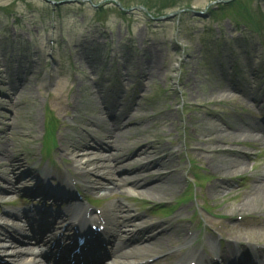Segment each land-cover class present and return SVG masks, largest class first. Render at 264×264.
<instances>
[{"label": "rangeland", "instance_id": "obj_1", "mask_svg": "<svg viewBox=\"0 0 264 264\" xmlns=\"http://www.w3.org/2000/svg\"><path fill=\"white\" fill-rule=\"evenodd\" d=\"M51 1L0 0V208L12 209L32 183L25 172L48 108L72 120L78 158L94 159L87 168L102 182L98 196L118 204L109 218L135 232L134 242L181 244L187 230L203 237L185 219L195 209L206 216L203 203L214 225L250 226L261 238L264 199L247 190L264 174V0H124L144 8L126 17L114 0ZM220 1L245 8L216 17ZM56 156L68 158L62 146ZM157 204L179 209L160 219ZM0 223L4 236L2 211Z\"/></svg>", "mask_w": 264, "mask_h": 264}, {"label": "bare ground", "instance_id": "obj_2", "mask_svg": "<svg viewBox=\"0 0 264 264\" xmlns=\"http://www.w3.org/2000/svg\"><path fill=\"white\" fill-rule=\"evenodd\" d=\"M247 96H249V95H247ZM119 117H123V115H120ZM134 118L132 117V118H128V121L130 122L131 120H133ZM127 121V122H128ZM115 122H117V117H116V121ZM255 128L254 127H252V126H248V129H247V131L251 134V132L253 133V130H254ZM108 138H111V136H107ZM99 146V145H98ZM101 147V146H100ZM144 152H146V149H144L143 150ZM89 153H91L90 151H88V154ZM94 161V159H89V161L88 162H93ZM231 166V165H230ZM93 171V170H92ZM233 175H236V174H232L231 176H233ZM157 178H161L162 177V175L159 173V174H157V176H156ZM142 182H144V181H139V182H137V183H133L132 185L135 187V188H137V187H141L142 186ZM156 187H158V186H151V189H153V190H155L156 189ZM247 192L249 193V194H251L253 197L252 198H254L253 199V201L254 202H256V201H259V199L260 200H263L264 199V179L262 180V182L259 184V185H254V186H252L250 189H248L247 190ZM246 197V199L247 200H244L243 202L244 203H240L241 204V207H244L246 204H248V203H250V201H252V200H249V198L251 197V196H245ZM262 197H263V199H262ZM246 206H248V205H246ZM121 236V233H119V237ZM16 246H18V244H16ZM138 247V246H137ZM20 249H22V248H20ZM147 250H148V248H147ZM123 251V252H122ZM121 253H123V254H128V253H130V252H127V251H124V250H121Z\"/></svg>", "mask_w": 264, "mask_h": 264}]
</instances>
